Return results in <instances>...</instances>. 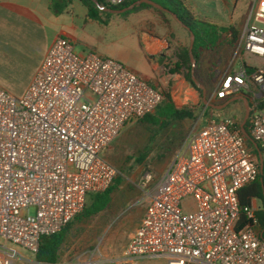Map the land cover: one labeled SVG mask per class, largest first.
<instances>
[{"label": "built area", "instance_id": "obj_1", "mask_svg": "<svg viewBox=\"0 0 264 264\" xmlns=\"http://www.w3.org/2000/svg\"><path fill=\"white\" fill-rule=\"evenodd\" d=\"M107 1L119 6L128 0ZM240 49L253 62L224 74L215 98L248 97L251 136L264 149V0H254ZM165 100L119 61L76 52L66 36L53 42L22 97L0 87V264L23 252L35 256L43 238L60 233L91 195L109 189L118 170L104 152ZM259 174V157L241 125L210 119L190 134L147 195L122 255L101 264L159 258L167 264H264L258 200L242 206L238 197ZM151 180L147 173L145 183Z\"/></svg>", "mask_w": 264, "mask_h": 264}, {"label": "rangeland", "instance_id": "obj_2", "mask_svg": "<svg viewBox=\"0 0 264 264\" xmlns=\"http://www.w3.org/2000/svg\"><path fill=\"white\" fill-rule=\"evenodd\" d=\"M79 23L76 24L80 25ZM61 25L64 34L68 33L76 38V52L87 50V43L100 53L128 60L142 76L152 73L149 63L140 55L135 36L125 33L117 26L108 31L101 26L102 29H96V26L91 25L83 29L82 24L74 31L71 28V16L65 14ZM21 27L28 28L29 25L7 22L0 24V87L16 97L24 95L45 57L47 44L54 33L39 29L22 36L18 33ZM58 28L59 26L57 30ZM243 62L240 40L233 47L222 46L203 56L194 75L206 87L209 101L220 102L214 100L221 78L224 74L239 70ZM173 83V80L166 78L165 81L158 82V88L171 96ZM195 93V99L178 104L196 108L195 119L175 120L167 124L160 122L158 125L143 120L134 122L104 152L107 160L117 168V177L122 178V184L113 193V201L105 211L91 219H83L82 213L72 222L57 264H101L122 255L130 234L137 228L145 212L147 195L183 150L189 135L199 130L213 116L210 107L208 110L202 107L203 95L197 91ZM222 111L223 118L233 119L240 125L246 115L242 101L233 102ZM147 173L152 174V180L145 183ZM189 201L185 200L183 203L185 213L188 211L184 206ZM258 206L262 209V202L259 200ZM22 254V257L13 259L11 264H38L35 256L28 252ZM140 264H167V260L159 258L142 261Z\"/></svg>", "mask_w": 264, "mask_h": 264}, {"label": "crops", "instance_id": "obj_3", "mask_svg": "<svg viewBox=\"0 0 264 264\" xmlns=\"http://www.w3.org/2000/svg\"><path fill=\"white\" fill-rule=\"evenodd\" d=\"M184 2L196 18L220 26L233 27L239 32L240 37L251 20L254 7V0H184ZM163 12L164 13L156 9L144 8L131 13L132 15L126 19H123L121 15H115L111 23L108 26H104L97 21L87 20L88 10L79 0H70L68 7L63 13L55 12L52 0H0V24L4 22L28 24V28H20L18 33L22 36H27L31 30L34 32L39 29L46 32L54 31L53 36L47 44L45 57L53 42L60 36L69 37L76 43V38L73 35L68 33L64 34V32H62L61 20L64 14L71 16V28L74 31H77L82 24L83 29L91 25L96 26L94 27L96 29H102L101 27H103L108 31L117 26L125 33L135 36L140 55L146 59L152 71V73L145 74L144 76L140 75L137 67L131 65V62L128 60L110 56L106 53H100L87 43H85L87 50L81 53L94 51L102 57L117 60L134 71L138 76L148 81L150 85L158 90H160L158 88V82H163L166 78H170L174 81L172 94L170 96L172 101L176 105L184 104L188 101L185 97H189L191 101L195 99L194 94H196L194 88L185 77V68L178 58V54H180L181 51L190 47V33L178 23L170 13L166 11ZM117 17L119 19H116ZM57 26H59L58 30ZM85 33L88 35L87 30H85ZM245 61L253 62L252 59H248L244 56L243 63H245ZM37 72L27 86V89ZM162 92L164 94L166 93L164 91ZM177 99H179V101H177ZM216 100L218 99L215 98L214 101ZM222 102L224 101L220 100V102L214 103L221 104ZM209 110H211V114L213 115L210 119L224 117L222 110H215L213 108H209ZM208 121H205L201 128H203ZM104 157L106 158V156ZM146 204L148 205L147 202Z\"/></svg>", "mask_w": 264, "mask_h": 264}, {"label": "trees", "instance_id": "obj_4", "mask_svg": "<svg viewBox=\"0 0 264 264\" xmlns=\"http://www.w3.org/2000/svg\"><path fill=\"white\" fill-rule=\"evenodd\" d=\"M52 1L53 8L56 13L65 12L66 8L68 7V3L70 2V0ZM79 1L88 10L86 17L87 20L97 21L104 26H108L111 23V20L115 16V14L106 11V9H122L137 0H128L119 6H114L108 3L107 0H98L101 7L97 6L93 0ZM153 1L176 14L181 20V22L195 34L196 40L193 53L197 61L196 64L191 63L189 48H186L181 51L180 54H178V58L182 66L185 68L184 73H186L187 80L190 82L195 91L202 94V91L194 83L192 76L195 72H197V68L201 63L203 56L207 53H212L216 51L222 46L228 45L230 47H233L237 45L240 40L239 32L233 27L220 26L218 24H214L212 22L196 18L194 14L185 5L184 0ZM144 8L156 9L150 5L142 4L141 6L133 9L132 11H128L124 14H121V16L126 17L129 14L137 12ZM158 11L164 13L161 10ZM165 95V102L158 108L155 114L148 115L144 119H142L144 122H147L152 125H158L160 122H164V124H167L175 120L183 121L187 119L193 120L196 118V108L188 106H178L172 101L169 94L165 93ZM259 106L260 108L264 109V96L261 99ZM202 107L205 108V105L203 103ZM206 109L208 108L206 107ZM250 128L251 126L249 120L246 124V130L251 135ZM248 146L251 147V149L254 148L252 143L249 141ZM259 147L264 155V149H262L261 146ZM254 152L258 156L256 150H254ZM121 184L122 178L116 177L109 189L102 193L91 195L88 199L89 203H87L85 210L82 212L84 214L82 218L91 219L105 211L113 201V193L118 187H120ZM238 197L239 202L242 206H252L255 199L262 202V209L257 212V217L259 219L258 228L260 231V235L262 239H264V168L262 173L260 168V174L256 181L246 185L238 192ZM80 215H78L76 218H78ZM242 220H244V217H242ZM72 222L60 233L43 238L40 250L35 255V259L38 264H57L59 259V252L63 244L67 240L68 231L71 228Z\"/></svg>", "mask_w": 264, "mask_h": 264}, {"label": "water", "instance_id": "obj_5", "mask_svg": "<svg viewBox=\"0 0 264 264\" xmlns=\"http://www.w3.org/2000/svg\"><path fill=\"white\" fill-rule=\"evenodd\" d=\"M93 1L97 6L101 7L98 0H93ZM142 4H147V5H150V6L156 8L158 10L166 11V12L170 13L178 23H180L185 29H187L189 31V33H190V47H189L190 60H191L192 64H196L197 61H196V58L194 57V53H193L195 40H196L195 34L192 31H190L181 22V20L178 18V16L176 14H174L170 10L164 8L162 5L156 3L153 0H137L125 8H122V9L108 8V9H106V11H108L112 14H115V15H121V14H124L128 11H132L133 9L141 6ZM192 79H193L194 83L197 85V87L202 91L203 104L205 105V107H210V108H213L215 110H223L233 102H236V101H242L243 102L244 107L246 109V115H245L244 121L241 124V130H242V133L247 138V140H249L252 143L254 149L258 153V157H259V161H260V168H261V173H262L263 168H264V155H263L258 143L252 138V136L246 130V124L249 121L250 116H251V112H252L251 103H250V100L248 99V97L245 95L235 96V97L229 98L228 100L222 102L221 104H215V103H212L211 101L208 100L206 87L198 81V79L195 77L194 74L192 76Z\"/></svg>", "mask_w": 264, "mask_h": 264}]
</instances>
